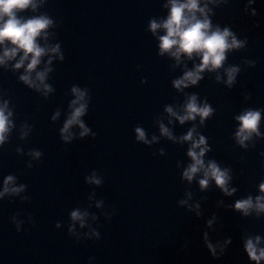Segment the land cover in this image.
<instances>
[{
  "label": "water",
  "instance_id": "obj_1",
  "mask_svg": "<svg viewBox=\"0 0 264 264\" xmlns=\"http://www.w3.org/2000/svg\"><path fill=\"white\" fill-rule=\"evenodd\" d=\"M166 3L46 0L37 12L22 13H46L54 19L47 43H60L65 59H53L54 71L46 82L55 91L47 98L18 80L24 68L13 71L15 60L7 67L0 65L2 98L11 99L17 124L27 120L33 125L26 140L20 141L14 132L0 148V188L9 173L18 177L17 184L27 185L18 196L0 200V264H255L243 249V236H264V216L245 218L228 205L259 194L258 183L264 179V139L254 138L255 147L249 142L248 149L234 140L239 123L234 117L249 107L264 109V0H255L247 11L246 0L209 3L213 27H228L238 39H248L244 49L226 53L224 67L239 65L241 71L231 88L223 83L226 75L221 68L205 70L197 85L182 91L173 87V80L200 59L182 54L178 63L168 54H158L157 36L164 30L153 35L148 23L166 18ZM38 40L43 46L45 40ZM5 46L12 45H0V54ZM245 60L256 61L255 66ZM43 66L42 62L39 68ZM72 85L89 89V110L82 119L97 135L65 144L58 130L74 99ZM193 93L198 103L207 102L215 109L203 126L199 117L180 124L165 111L172 106L182 114V105ZM57 109L60 116L53 122L50 118ZM160 123L177 138L195 124L211 147L205 160L229 167L233 177L229 186L237 191L225 196L214 181L202 191L198 182L202 173L191 182L182 179L190 162L189 142L161 135ZM135 126L144 128L148 140L157 139L150 145L137 142ZM72 131L78 133L79 128ZM260 132L264 134V112ZM17 145L25 151L39 149L41 161L27 168L29 158L16 153ZM93 170L103 178L100 185L85 182ZM26 196L31 199L23 200ZM181 200L187 203L181 205ZM77 209L88 212L84 227L70 220L71 211ZM70 223H74L71 235ZM93 229L100 233L99 239L91 236ZM205 233L217 246L215 258ZM228 237L231 243L221 253L220 245Z\"/></svg>",
  "mask_w": 264,
  "mask_h": 264
},
{
  "label": "clouds",
  "instance_id": "obj_2",
  "mask_svg": "<svg viewBox=\"0 0 264 264\" xmlns=\"http://www.w3.org/2000/svg\"><path fill=\"white\" fill-rule=\"evenodd\" d=\"M45 2L46 0H0V45H6V42L12 45L3 48V53L0 54V65L7 67L8 61L15 60L12 65L13 71L24 68V72L18 77V80L27 88L47 98L50 93L55 91L53 86L46 82L49 73L54 71L51 67L53 59L56 58L60 61L65 59L60 43L51 45L47 43L50 35L48 29L56 25L54 19L46 13L32 16L22 15L28 10L33 13L37 12L38 8ZM218 2L219 0H205L202 6L201 0H167L164 5L168 9L166 18L159 21L155 18L149 20L148 30L153 35H156L160 29L164 30V34L157 36L159 41L158 54L160 56L168 54L174 57L178 63L182 54L186 55L188 59H192L194 55L200 59V62L194 65L192 70L184 71L181 77L173 80V87L179 91L197 85L203 78L201 74L205 70L213 72L224 68L226 79L223 80V83L229 88L236 83L241 68L239 65L224 67L226 53L244 49L248 44V39L247 37L238 39L236 34L228 27L223 29L218 25L213 27L209 16L212 9L208 5L209 3L215 4ZM253 3H255V0H246L245 10L247 11V7ZM256 14V9L253 8L252 15L255 16ZM41 37L45 40L43 46L38 40ZM18 54H20L19 59H16ZM44 57H47L46 61L42 60ZM42 62L44 66L39 68ZM244 63L255 66L256 61L245 60ZM216 80L220 82L221 77L218 75ZM70 91L74 99L69 102L67 117L58 130L60 139L65 144L70 143L76 137L82 139L97 135L82 119L89 110L91 101L89 89L72 85ZM249 98L250 95L245 97V99ZM14 109L15 106L11 104V99H3L2 92H0V148L9 142L14 132L20 141L26 140L32 132L33 125L27 120L17 124ZM165 111L171 117H175L180 124L187 121H196L199 117V123L203 126L206 119L213 116L215 109L207 102L198 103V96L193 93L187 97L182 105V114L174 111L172 106H166ZM262 112H264L262 108L249 107L234 117L239 122L234 133L235 143L239 147L248 149L249 142H253L254 138L264 139V134L260 132ZM59 116L60 110L57 109L50 119L55 122ZM169 122L171 123V121ZM74 127L79 128L78 133L72 131ZM159 130L161 135L170 140L189 142L186 155L190 158V162L182 171V179L191 182L198 174L202 173V178L198 181L202 191L206 190L212 181L215 182V185L225 196H232L237 191L236 188L229 186L230 181L233 179L229 167H222L215 159L205 160V155L211 151V147L207 142V138L197 132L195 124L179 138L174 136L172 131L163 123L159 124ZM134 132L135 140L146 145H150L152 141L157 139L156 136H153L152 141L148 140L146 132L141 126H135ZM251 147H255L254 142L251 143ZM15 151L18 155H25L29 158L26 161V167L29 169L34 166V162L39 163L43 156L39 149L30 148L25 151L22 145H17ZM261 155L264 156V152ZM17 179L18 177L12 173L3 176L0 200H3L5 196H18L27 189L25 183L17 184ZM85 182L100 185L103 178L97 174L96 170H93L91 175L85 177ZM258 192L259 194L255 196L249 194L246 198L237 199L233 205H228V207L239 212L242 217L259 219L264 216V179L258 183ZM22 199L30 200L31 198L26 196ZM179 203L183 205L187 202L181 200ZM199 207V204L195 205L196 209H199ZM197 215H199V212H197ZM86 216H88L87 211L81 212L77 209L71 211L70 220L72 222L79 221L80 226L84 227ZM95 218L94 216L93 219ZM15 220L16 218L13 216L12 221L15 222ZM29 220L31 222V216H29ZM207 223L211 226L212 220ZM55 226L58 228L60 225L57 222ZM16 230L20 231L18 224ZM68 232L70 235L74 233V223L69 224ZM91 236L99 239L100 233L93 229ZM205 242L212 256L217 257V246L208 242L207 233H205ZM230 243L231 237L225 239L224 245H220L221 253L225 250L224 246ZM243 249L250 262L261 264L264 261V236L246 233L243 236Z\"/></svg>",
  "mask_w": 264,
  "mask_h": 264
}]
</instances>
